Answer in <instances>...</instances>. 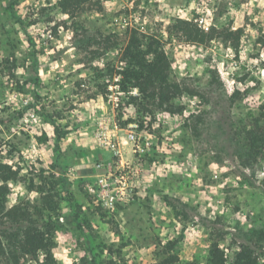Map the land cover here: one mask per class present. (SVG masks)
Masks as SVG:
<instances>
[{
	"label": "rangeland",
	"instance_id": "1",
	"mask_svg": "<svg viewBox=\"0 0 264 264\" xmlns=\"http://www.w3.org/2000/svg\"><path fill=\"white\" fill-rule=\"evenodd\" d=\"M59 2L0 0V162L19 171L0 199V235L50 228L56 264H161L170 253L210 264L215 243L229 262L248 246L264 264V151L248 142L264 125V0H91L74 16ZM177 19L242 39L188 44L169 34ZM134 32L161 40L183 90L163 108L119 85ZM99 162L128 173L114 206L89 190ZM14 206L29 220L5 217Z\"/></svg>",
	"mask_w": 264,
	"mask_h": 264
},
{
	"label": "trees",
	"instance_id": "2",
	"mask_svg": "<svg viewBox=\"0 0 264 264\" xmlns=\"http://www.w3.org/2000/svg\"><path fill=\"white\" fill-rule=\"evenodd\" d=\"M91 0H60L61 12L74 16L84 5ZM171 38L179 39L185 43L207 46L215 39H219L226 46H237L243 31L211 27L208 30L194 21L177 19L169 27ZM124 59L126 67L119 72L121 76L119 85L123 91L129 88L137 89L142 95L141 105L157 104L163 108L175 97L183 93L180 85L170 82L171 63L168 59L163 43L154 35L144 41L137 32L132 35L125 50ZM147 109V108H146ZM58 132V128H56ZM248 142L251 150L257 154L264 151V125H256L248 133ZM19 171L14 170L7 163L0 162V199L5 202L10 192L9 182L18 179ZM67 184V183H66ZM4 210V208H2ZM13 222L21 223L29 220V214L19 206H14L4 214ZM50 228L39 227L36 223L26 228L0 235V258L7 255L15 261L26 256L38 257L45 253L47 264H56L51 252L52 242ZM264 238V231L262 232ZM5 241H4V240ZM210 264H258V257L248 246H242L233 262H229L225 252L219 244L212 245L210 250ZM179 258L169 254L161 264H179Z\"/></svg>",
	"mask_w": 264,
	"mask_h": 264
},
{
	"label": "built area",
	"instance_id": "3",
	"mask_svg": "<svg viewBox=\"0 0 264 264\" xmlns=\"http://www.w3.org/2000/svg\"><path fill=\"white\" fill-rule=\"evenodd\" d=\"M130 128L132 129H138L137 124H131ZM115 137V135L113 136ZM104 139L106 142H104L112 151L118 152L117 150V144L114 142L113 138H110L108 136H104ZM129 140L136 146L138 150L141 149V146L139 145L138 135L135 130L131 131L129 133ZM137 150V151H138ZM96 169L101 173L96 181L95 186H91L89 188L90 192L95 193L98 195L100 199L104 202V205L106 206H114L115 204L124 201L121 197L123 193H120L118 188H113L116 184H118L122 189H124L127 185V179H128V173H126V169L123 168V170H116V172L119 174H116L114 172V166H112L110 163H104L99 162L96 164ZM115 173V174H114ZM131 173V171H130ZM95 187V188H94Z\"/></svg>",
	"mask_w": 264,
	"mask_h": 264
},
{
	"label": "crops",
	"instance_id": "4",
	"mask_svg": "<svg viewBox=\"0 0 264 264\" xmlns=\"http://www.w3.org/2000/svg\"><path fill=\"white\" fill-rule=\"evenodd\" d=\"M90 170V169H89Z\"/></svg>",
	"mask_w": 264,
	"mask_h": 264
}]
</instances>
